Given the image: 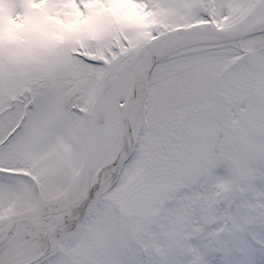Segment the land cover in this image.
<instances>
[{
  "label": "snow or ice",
  "instance_id": "snow-or-ice-1",
  "mask_svg": "<svg viewBox=\"0 0 264 264\" xmlns=\"http://www.w3.org/2000/svg\"><path fill=\"white\" fill-rule=\"evenodd\" d=\"M0 264H264V0H0Z\"/></svg>",
  "mask_w": 264,
  "mask_h": 264
}]
</instances>
